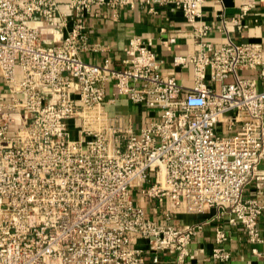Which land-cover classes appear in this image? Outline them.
Returning a JSON list of instances; mask_svg holds the SVG:
<instances>
[{"label": "built area", "instance_id": "obj_1", "mask_svg": "<svg viewBox=\"0 0 264 264\" xmlns=\"http://www.w3.org/2000/svg\"><path fill=\"white\" fill-rule=\"evenodd\" d=\"M136 3L68 0L71 27L47 46L32 22L66 28L59 0H0V264H144L145 251L128 244L131 234L146 239L150 251L175 250V264H184L201 226L167 222L180 204L196 211L216 206L217 217L227 214L252 244L260 241L264 207L243 199L242 189L252 178L264 181L262 46L214 47L204 41L209 27L198 23V51L173 58L175 65H192L191 88L160 75L150 42L141 37L129 40L124 68L83 61L86 16L95 7ZM203 3L178 2L189 23L200 22ZM247 11L242 6L240 17ZM257 66L258 79L239 74ZM107 82L114 87L109 99ZM116 96L157 109L160 118L138 134L122 128L104 110ZM233 111L250 119L233 134H218L217 123ZM71 118L80 121L76 139L69 135ZM11 122L18 125L13 132ZM132 188L165 203L164 222L146 216ZM225 239L217 225L214 262L230 259Z\"/></svg>", "mask_w": 264, "mask_h": 264}, {"label": "crops", "instance_id": "obj_2", "mask_svg": "<svg viewBox=\"0 0 264 264\" xmlns=\"http://www.w3.org/2000/svg\"><path fill=\"white\" fill-rule=\"evenodd\" d=\"M68 0H59V9L65 14L67 26L54 30L39 20L32 22L40 30L44 45L58 44L61 37L71 27ZM179 0H152L147 4L137 0L134 7L108 6L95 7V12L85 18L87 34V49L80 52V58L89 63L101 64L108 60L114 68H124L123 62L127 58L125 48L133 37H141L150 42V49L159 62V73L162 77H173L185 88L193 85V68L191 64L175 65L173 58L176 55H191L198 51L194 30L198 23L209 27L204 41L214 47L228 41L234 43H259L263 49L264 58V0H204L200 22L189 23L178 4ZM247 6L248 11L240 17V8ZM150 8L153 10L151 11ZM59 19V18H58ZM237 20V21H234ZM172 39V40H170ZM260 67L242 69L239 74L244 77L259 78ZM207 79V76H205ZM207 83L208 79L206 80ZM0 87L2 83L0 80ZM260 87V86H259ZM114 87L112 82L105 86V98L112 97ZM104 110L107 116L114 118L122 128H129L138 134L139 130L150 122L160 118V111L149 109L140 104L130 102L126 97H114L113 102H106ZM250 117L246 112L233 111L224 115L217 123L216 131L220 135L233 134L244 121ZM229 122H233L231 129ZM80 121L77 118L68 120L70 138L79 137ZM264 171V160L259 164ZM136 205L142 207L148 218L160 223L164 222L165 203L142 196L136 188H132V195ZM243 199H255L264 207V181L252 178L242 189ZM219 208L208 207L203 211L189 209L185 204L171 210L169 224L184 228L188 225H200L201 229L191 238L188 245L189 256L184 264H264V257L254 254L255 247L259 253H264V217L259 218L257 228L260 241L252 244L245 229L239 223H229L228 215L217 217ZM222 225L226 232L223 247L229 251L230 259L227 262H214L211 250L216 246L215 227ZM130 247L141 248L144 253V264H175L176 251L170 249L150 251L147 240L136 234L129 236Z\"/></svg>", "mask_w": 264, "mask_h": 264}, {"label": "rangeland", "instance_id": "obj_3", "mask_svg": "<svg viewBox=\"0 0 264 264\" xmlns=\"http://www.w3.org/2000/svg\"><path fill=\"white\" fill-rule=\"evenodd\" d=\"M19 68L17 67V70H18ZM18 127V125L15 123V122H11V124H10V126H9V129H10V131H14L16 128ZM137 192L136 191H134V194L132 195L133 197H135V199L137 198Z\"/></svg>", "mask_w": 264, "mask_h": 264}]
</instances>
